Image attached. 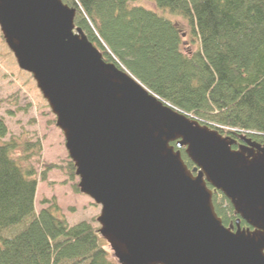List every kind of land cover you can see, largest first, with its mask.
<instances>
[{
    "label": "water",
    "instance_id": "obj_1",
    "mask_svg": "<svg viewBox=\"0 0 264 264\" xmlns=\"http://www.w3.org/2000/svg\"><path fill=\"white\" fill-rule=\"evenodd\" d=\"M75 14L61 0H0V33L55 116L117 262L264 264V146L240 135L234 149L105 62ZM213 192L238 216L236 230L217 216Z\"/></svg>",
    "mask_w": 264,
    "mask_h": 264
},
{
    "label": "trees",
    "instance_id": "obj_2",
    "mask_svg": "<svg viewBox=\"0 0 264 264\" xmlns=\"http://www.w3.org/2000/svg\"><path fill=\"white\" fill-rule=\"evenodd\" d=\"M61 1L75 8V27L105 62L222 136L264 146V0H147L156 10L140 0ZM170 16L186 24L194 49ZM7 135L0 117V264H119L96 217L70 225L54 199L36 211L38 177L63 168L42 162L38 139L4 141ZM172 145L191 168L185 148ZM33 163L44 169L37 173ZM64 169L73 182V163ZM212 202L222 224L235 225L238 216L220 193Z\"/></svg>",
    "mask_w": 264,
    "mask_h": 264
},
{
    "label": "rangeland",
    "instance_id": "obj_3",
    "mask_svg": "<svg viewBox=\"0 0 264 264\" xmlns=\"http://www.w3.org/2000/svg\"><path fill=\"white\" fill-rule=\"evenodd\" d=\"M137 3L147 9L156 10L155 5L147 0H140ZM170 18L178 23L183 31H186V46L194 49L195 45H189L187 26L183 20L173 16ZM0 117L4 119L8 129V135L3 139L4 141L10 137L18 140L38 139L42 145L40 154L42 162L63 168L48 172L44 181L38 177L34 204L36 211L47 207L42 204L43 200L54 199L61 215L70 225L97 217L100 206L94 204L87 196L73 190V182L78 184V178L76 177L73 182L67 179V171L64 168L70 159L65 149L64 137L55 126V116L51 113L31 75L18 67L13 54L1 37ZM33 165L37 173L44 169L37 163Z\"/></svg>",
    "mask_w": 264,
    "mask_h": 264
},
{
    "label": "flooded vegetation",
    "instance_id": "obj_4",
    "mask_svg": "<svg viewBox=\"0 0 264 264\" xmlns=\"http://www.w3.org/2000/svg\"><path fill=\"white\" fill-rule=\"evenodd\" d=\"M235 140H236V142H237V145L233 147L234 149H236L237 146H238L239 144H241V142L238 140V138H236ZM236 222H237V219H236V221H235V225L230 224L228 227L232 226V227H233V230H236V228H237ZM241 222H242V221L239 222V227L242 228V229H243V228H246L247 226H243V225L241 224Z\"/></svg>",
    "mask_w": 264,
    "mask_h": 264
}]
</instances>
